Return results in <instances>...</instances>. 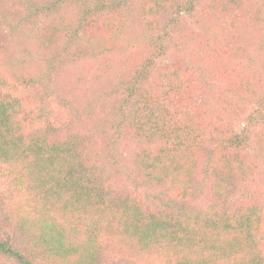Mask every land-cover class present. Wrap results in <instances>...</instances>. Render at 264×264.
<instances>
[{
  "label": "trees",
  "instance_id": "16d2710c",
  "mask_svg": "<svg viewBox=\"0 0 264 264\" xmlns=\"http://www.w3.org/2000/svg\"><path fill=\"white\" fill-rule=\"evenodd\" d=\"M195 1L16 0L2 8L0 23L11 30L12 19L30 25L40 31L46 50L55 42L65 44L67 51L89 29L99 30L97 46H108V36L124 33L129 2L132 12L154 26L191 12ZM6 2L0 0V5ZM203 2L214 18L205 29L216 43L214 58L221 73L230 69L235 75L228 88L233 95L228 113L239 114L256 85L238 66H230L227 53L250 55L256 42L264 49V0ZM63 4L75 8V17L59 13ZM235 33L257 40L245 37L240 43ZM93 40L71 52L92 49ZM150 63L121 82L120 94L105 106L104 124L116 139H136L131 179L158 189L154 206L109 186L84 136L24 131L18 121L21 99L2 92L0 77V171L12 177L29 215L14 236L0 215V258L19 264H108L103 256L109 247L126 246L148 264H264V199L229 204L245 169L253 167L243 154L247 134L237 132L231 122H214L211 111L195 103L200 89L189 69L176 62L152 71ZM207 182L210 198L198 207L190 200Z\"/></svg>",
  "mask_w": 264,
  "mask_h": 264
},
{
  "label": "rangeland",
  "instance_id": "374dc122",
  "mask_svg": "<svg viewBox=\"0 0 264 264\" xmlns=\"http://www.w3.org/2000/svg\"><path fill=\"white\" fill-rule=\"evenodd\" d=\"M15 2L7 0L0 5V16L2 8ZM132 10L133 4L129 2L124 33L108 36V46H97L99 30L89 29L81 34L82 42H74L67 51L64 50L65 44L55 42L51 51L46 50L39 42L40 31L30 25L12 19L11 30L6 23H0V77L5 82L1 90L21 99L20 126L24 131L40 128L58 138L72 133L84 136L88 151L103 168L107 184L154 206L158 189L140 187L131 179L134 176L131 158L136 139L111 136V129L104 124V110L120 94L121 82L150 62L152 71L179 62L196 76L200 92L194 98L195 103L211 111L214 122H231L237 132L248 136L243 154L253 167L245 169L243 181L229 197V204L239 206L256 200L263 202L264 49L257 45L254 36L247 34V40L256 42L253 44L255 52L246 55L238 51L239 55L241 53L238 57H232L230 50L227 53L230 66H238V71L248 75L251 84L256 85L248 95L250 99L241 102L240 113L230 111L229 115V101L233 95L228 88L235 75L230 69L226 74L221 73L220 63L214 58L216 43L205 31L207 25L214 24V18L207 12L205 2L196 0L191 12L182 11L154 26L145 24ZM59 13L75 17L76 12L72 6L63 4ZM234 36L241 39L240 43L246 42L242 33ZM89 39L96 40H93L95 47H83L82 54L78 55L71 52L76 45L89 46ZM66 52L68 55H64ZM198 177L204 178L203 171H199ZM200 186V194L194 195L190 201L203 207L210 198V190L208 182ZM0 215L7 219L4 221L5 230L10 236L20 234V223L29 221L24 202L13 187L12 177L4 171H0ZM103 257H108V264H148L126 246H110L108 255ZM0 262L19 264L15 259L0 258Z\"/></svg>",
  "mask_w": 264,
  "mask_h": 264
}]
</instances>
